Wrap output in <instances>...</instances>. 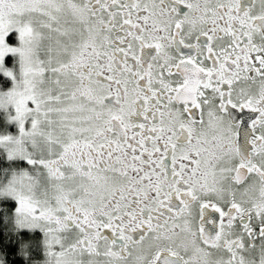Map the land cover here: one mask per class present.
<instances>
[{
    "label": "snow or ice",
    "instance_id": "snow-or-ice-1",
    "mask_svg": "<svg viewBox=\"0 0 264 264\" xmlns=\"http://www.w3.org/2000/svg\"><path fill=\"white\" fill-rule=\"evenodd\" d=\"M0 264H264V0H0Z\"/></svg>",
    "mask_w": 264,
    "mask_h": 264
},
{
    "label": "trees",
    "instance_id": "trees-1",
    "mask_svg": "<svg viewBox=\"0 0 264 264\" xmlns=\"http://www.w3.org/2000/svg\"><path fill=\"white\" fill-rule=\"evenodd\" d=\"M12 259H13V260H17V258H16L15 256H12Z\"/></svg>",
    "mask_w": 264,
    "mask_h": 264
}]
</instances>
